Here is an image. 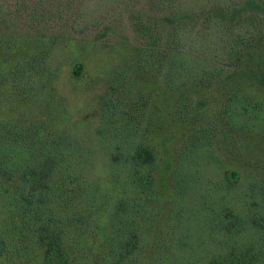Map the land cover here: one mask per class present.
<instances>
[{
	"label": "rangeland",
	"instance_id": "1",
	"mask_svg": "<svg viewBox=\"0 0 264 264\" xmlns=\"http://www.w3.org/2000/svg\"><path fill=\"white\" fill-rule=\"evenodd\" d=\"M240 1L0 0V125L32 144L34 155L51 142L67 147L72 172L97 183L109 211L119 198H135L144 217L134 264H204L218 253L208 241L210 216L225 208L242 218L264 214V88L223 82V37L249 27L257 35L258 24L224 31L200 19L206 8ZM170 17L188 19L170 25ZM173 51L185 69L170 83ZM234 93L249 116L244 125L226 124ZM194 133L201 145L191 152ZM129 142L156 154L147 198L120 184L127 171L113 163ZM231 170L236 185L225 178ZM182 175L191 178L180 198ZM7 214L0 202V222ZM187 230L191 250L179 242ZM30 253L26 261L37 264Z\"/></svg>",
	"mask_w": 264,
	"mask_h": 264
},
{
	"label": "trees",
	"instance_id": "2",
	"mask_svg": "<svg viewBox=\"0 0 264 264\" xmlns=\"http://www.w3.org/2000/svg\"><path fill=\"white\" fill-rule=\"evenodd\" d=\"M186 19L188 17L178 18L179 23ZM200 19L204 23L214 22L224 31L240 24H258L257 35L249 27L245 34L232 33L227 40L223 37L226 50L223 67L227 70L223 82L228 79L264 88L263 1L243 0L230 7L211 6L203 10ZM178 20L168 18L170 25H175ZM178 55L173 51L167 61L166 74L170 83L180 79L181 71L185 69L180 67ZM80 73L81 68L75 70L76 76ZM240 100L238 93L227 99L225 113L229 126L240 121L244 125L249 117L245 114L246 108L239 106ZM254 121H257V115ZM8 134L10 138H6ZM17 134L0 125V202L8 210L6 219L4 217L0 222V260H6L8 264L14 261L31 264L26 260L33 251L41 259L37 264H134L133 257L141 244L144 217V208L133 205L135 198L121 197L109 211L100 190L95 188L97 183L72 172L74 157L64 154L68 152L67 147L61 149L58 143L51 142L44 146L47 147L45 152L34 155L32 144L22 146L12 137ZM188 145L191 152L198 150L201 145L198 133L191 135ZM128 146L125 156H113V163L121 166V172L127 171L126 179L120 184L141 190L147 198L154 187L152 171L157 164L156 154L152 147L140 143L129 142ZM181 165L183 167L185 163ZM189 178H182L180 198L185 197L183 193L187 192V186L184 182ZM225 178L236 185L239 174L231 170ZM210 217L211 221L206 222L211 231L208 241L212 240L218 253L204 264H264V214L242 218L232 209L225 208ZM180 224L178 227H183ZM187 232L189 234L179 242L191 250L192 230ZM162 261L160 258L150 264H161Z\"/></svg>",
	"mask_w": 264,
	"mask_h": 264
}]
</instances>
